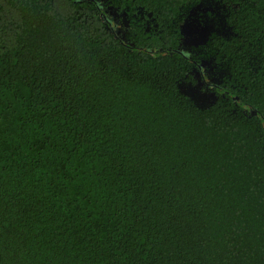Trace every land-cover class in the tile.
I'll return each instance as SVG.
<instances>
[{
	"label": "trees",
	"instance_id": "1",
	"mask_svg": "<svg viewBox=\"0 0 264 264\" xmlns=\"http://www.w3.org/2000/svg\"><path fill=\"white\" fill-rule=\"evenodd\" d=\"M0 264H264V0H0Z\"/></svg>",
	"mask_w": 264,
	"mask_h": 264
},
{
	"label": "rangeland",
	"instance_id": "2",
	"mask_svg": "<svg viewBox=\"0 0 264 264\" xmlns=\"http://www.w3.org/2000/svg\"><path fill=\"white\" fill-rule=\"evenodd\" d=\"M194 21L203 33L214 32L220 36H230L229 28L225 24L226 8L218 1H207L196 8ZM202 73L195 71L191 82H183L181 91L186 94L197 106L207 107L216 100L213 85L218 83L219 78L224 74L220 65H202ZM194 89H199L194 92Z\"/></svg>",
	"mask_w": 264,
	"mask_h": 264
},
{
	"label": "snow or ice",
	"instance_id": "3",
	"mask_svg": "<svg viewBox=\"0 0 264 264\" xmlns=\"http://www.w3.org/2000/svg\"><path fill=\"white\" fill-rule=\"evenodd\" d=\"M191 38V37H190ZM199 91V89H194V92H198Z\"/></svg>",
	"mask_w": 264,
	"mask_h": 264
}]
</instances>
